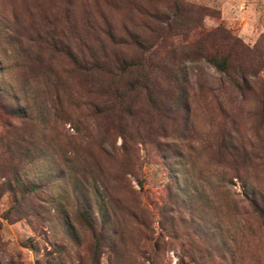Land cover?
Wrapping results in <instances>:
<instances>
[{
	"label": "rangeland",
	"instance_id": "374dc122",
	"mask_svg": "<svg viewBox=\"0 0 264 264\" xmlns=\"http://www.w3.org/2000/svg\"><path fill=\"white\" fill-rule=\"evenodd\" d=\"M261 210L264 0H0V264H264Z\"/></svg>",
	"mask_w": 264,
	"mask_h": 264
},
{
	"label": "trees",
	"instance_id": "16d2710c",
	"mask_svg": "<svg viewBox=\"0 0 264 264\" xmlns=\"http://www.w3.org/2000/svg\"><path fill=\"white\" fill-rule=\"evenodd\" d=\"M179 1H176V9L180 8ZM177 12H180L177 10ZM176 12V13H177ZM160 42L157 46V48L152 51L151 53H148L144 57V63L140 64L145 72L147 71H160L162 72L159 74L154 75L155 81L153 82L152 85H156L154 89L159 88V85L157 84L158 82V77L159 76H164L168 80V88L169 90L172 89L173 94L171 95L172 99L171 104H172V112L177 113L178 110L184 111V112H189V102H188V97H189V77H188V70L186 65V61L190 62L191 59H187L185 62L181 61L179 62L176 55L177 52L175 48H166L170 50H165L163 43ZM219 52L215 53H205L202 54L201 57L204 58L209 64H211L213 67H215L218 71L222 73H228L230 70V55H222L218 54ZM85 68L82 67V70H88L86 66ZM242 80L245 78L243 75H240ZM143 81L138 82V85L143 87L146 92H151L149 89V86L147 85L148 83L145 81H150V76H144ZM160 89V88H159ZM152 101H150V105L153 107L155 111H157L159 114L162 112L167 111L163 107V101L160 100V98H151ZM255 194V193H254ZM253 194V195H254ZM254 198V196H253ZM254 202V199H253ZM262 213H264V210H261Z\"/></svg>",
	"mask_w": 264,
	"mask_h": 264
}]
</instances>
